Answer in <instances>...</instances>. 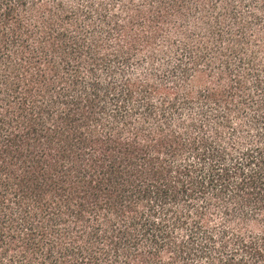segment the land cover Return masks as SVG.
I'll list each match as a JSON object with an SVG mask.
<instances>
[{
	"label": "trees",
	"instance_id": "1",
	"mask_svg": "<svg viewBox=\"0 0 264 264\" xmlns=\"http://www.w3.org/2000/svg\"><path fill=\"white\" fill-rule=\"evenodd\" d=\"M0 264H264V0H0Z\"/></svg>",
	"mask_w": 264,
	"mask_h": 264
}]
</instances>
